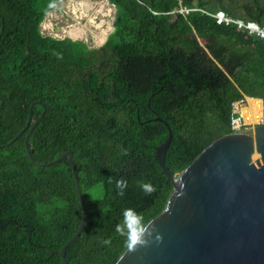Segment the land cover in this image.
<instances>
[{
	"label": "trees",
	"instance_id": "trees-1",
	"mask_svg": "<svg viewBox=\"0 0 264 264\" xmlns=\"http://www.w3.org/2000/svg\"><path fill=\"white\" fill-rule=\"evenodd\" d=\"M59 1L0 0V264H63L58 251L80 223L67 158L35 162L72 151L85 220L66 246L67 264H114L127 248L115 231L124 210L147 224L172 193L155 153L168 136L164 122L172 132L165 164L175 176L230 133L233 101L261 99L264 124V39L214 17L222 11L264 26V0H109L113 30L96 48L42 34ZM33 101L45 106L28 139L34 162L24 137L41 104L10 142ZM141 183L156 191L146 195ZM92 193L100 196L89 201Z\"/></svg>",
	"mask_w": 264,
	"mask_h": 264
},
{
	"label": "water",
	"instance_id": "water-1",
	"mask_svg": "<svg viewBox=\"0 0 264 264\" xmlns=\"http://www.w3.org/2000/svg\"><path fill=\"white\" fill-rule=\"evenodd\" d=\"M35 104H41L43 110L30 125ZM44 113L40 101L31 102L25 126L10 141L30 125L24 146L33 162L28 139ZM155 119L163 121L159 116ZM164 124L168 136L155 153L161 172L173 183L172 193L163 210L146 224L154 228L149 243L134 252L126 248L114 264H264V124L252 127L251 133L217 137L177 176L165 164L172 132ZM65 157L81 219L73 236L58 251L63 264H67L66 246L79 235L85 220L72 151L66 150L47 163L35 162L51 165Z\"/></svg>",
	"mask_w": 264,
	"mask_h": 264
},
{
	"label": "rangeland",
	"instance_id": "rangeland-1",
	"mask_svg": "<svg viewBox=\"0 0 264 264\" xmlns=\"http://www.w3.org/2000/svg\"><path fill=\"white\" fill-rule=\"evenodd\" d=\"M83 0H60L56 6L49 10L43 21L40 24V30L43 35H49L54 38H64L69 37L66 32L69 25H82L85 22L84 17H79L75 11H78L80 7V3ZM104 0H90L92 3H99ZM108 3V8L111 9V15L108 17V21L111 23V29L108 31L107 35L112 30V23L115 18L116 8L109 0H105ZM224 3L232 5V3H243L249 0H223ZM97 7L98 5H94ZM239 13L243 14L242 10H238ZM79 13V12H78ZM112 17V18H111ZM92 27L85 29V32L80 36V39L84 40L89 47H99L102 43H98L95 41L93 34H92ZM79 38V37H78ZM106 38V37H105ZM105 40V39H104ZM250 122V121H249ZM253 125L249 126V132L252 131ZM100 196V193H92L88 195L89 201H93Z\"/></svg>",
	"mask_w": 264,
	"mask_h": 264
},
{
	"label": "bare ground",
	"instance_id": "bare-ground-1",
	"mask_svg": "<svg viewBox=\"0 0 264 264\" xmlns=\"http://www.w3.org/2000/svg\"><path fill=\"white\" fill-rule=\"evenodd\" d=\"M95 4L98 6L95 7ZM95 4L90 2V0H83L80 3L78 11L74 13H77L81 18L84 17L85 22L82 25H69L68 30H66L68 36L80 38L85 29L92 27L95 41L98 43L104 41L108 31L111 29V23L107 20L111 15V9L107 7L108 3L105 0ZM247 102L248 104L241 106V112L245 120L247 122L258 121L262 112L261 99L249 97L247 98Z\"/></svg>",
	"mask_w": 264,
	"mask_h": 264
},
{
	"label": "clouds",
	"instance_id": "clouds-1",
	"mask_svg": "<svg viewBox=\"0 0 264 264\" xmlns=\"http://www.w3.org/2000/svg\"><path fill=\"white\" fill-rule=\"evenodd\" d=\"M255 32L261 38H264V29H260L258 25L255 26ZM124 154H127L126 150ZM127 187V180L121 178L116 181L118 195L123 196ZM140 188L146 195H151L156 191L155 186L151 183H141ZM115 231L125 237L127 248L129 251L134 252L138 246H144L149 243L148 237L152 236L154 228H149L144 223L143 216L136 212L135 209L127 208L123 212V221L116 225ZM156 239H160L159 235L156 236ZM110 242V240L102 241L104 244H109Z\"/></svg>",
	"mask_w": 264,
	"mask_h": 264
},
{
	"label": "built area",
	"instance_id": "built-area-1",
	"mask_svg": "<svg viewBox=\"0 0 264 264\" xmlns=\"http://www.w3.org/2000/svg\"><path fill=\"white\" fill-rule=\"evenodd\" d=\"M183 11V10H181ZM217 22H235L238 26L245 28L249 34H254L255 36L261 38L255 32V26L258 25L256 22L253 21H243L241 19H233L231 16L225 14L222 11H217L214 14ZM260 29H264V26L258 25ZM264 39V38H262ZM248 96H244L243 98L233 101L231 103V116H230V133H251L249 132V126L258 124H263V111L261 112L260 119L254 122H247L241 112V106L248 104L247 102ZM253 98V97H252Z\"/></svg>",
	"mask_w": 264,
	"mask_h": 264
},
{
	"label": "crops",
	"instance_id": "crops-1",
	"mask_svg": "<svg viewBox=\"0 0 264 264\" xmlns=\"http://www.w3.org/2000/svg\"><path fill=\"white\" fill-rule=\"evenodd\" d=\"M111 32V31H110ZM70 37V36H69ZM106 37H107V35H106ZM70 38H72V37H70ZM73 39H75V38H73ZM80 39V38H79ZM106 39V38H105ZM105 41V40H104ZM103 41V42H104ZM261 105H262V111H263V104H262V100H261Z\"/></svg>",
	"mask_w": 264,
	"mask_h": 264
}]
</instances>
